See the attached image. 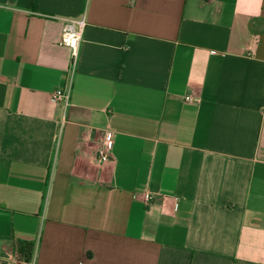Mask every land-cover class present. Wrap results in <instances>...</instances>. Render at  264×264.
<instances>
[{
  "label": "crops",
  "instance_id": "obj_1",
  "mask_svg": "<svg viewBox=\"0 0 264 264\" xmlns=\"http://www.w3.org/2000/svg\"><path fill=\"white\" fill-rule=\"evenodd\" d=\"M0 264H264V0H0Z\"/></svg>",
  "mask_w": 264,
  "mask_h": 264
},
{
  "label": "built area",
  "instance_id": "obj_2",
  "mask_svg": "<svg viewBox=\"0 0 264 264\" xmlns=\"http://www.w3.org/2000/svg\"><path fill=\"white\" fill-rule=\"evenodd\" d=\"M85 19L79 18H64L61 31V43L70 49V70L73 72L78 56L79 42L82 37L83 27ZM69 97V87L56 88L50 93V98L55 103L66 102ZM185 100L190 101L194 97L190 94L186 95ZM115 133L107 129L105 137L96 151V159L98 163H105L109 160L111 150L114 146ZM153 195L149 192L143 194V200L145 203L150 202Z\"/></svg>",
  "mask_w": 264,
  "mask_h": 264
},
{
  "label": "trees",
  "instance_id": "obj_3",
  "mask_svg": "<svg viewBox=\"0 0 264 264\" xmlns=\"http://www.w3.org/2000/svg\"><path fill=\"white\" fill-rule=\"evenodd\" d=\"M32 250H33V244L31 242L23 241L20 242L18 245V253L25 262L31 260Z\"/></svg>",
  "mask_w": 264,
  "mask_h": 264
}]
</instances>
